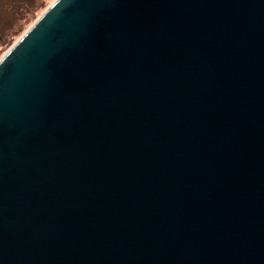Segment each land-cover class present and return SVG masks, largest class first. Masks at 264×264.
I'll use <instances>...</instances> for the list:
<instances>
[{"label": "water", "instance_id": "95a60500", "mask_svg": "<svg viewBox=\"0 0 264 264\" xmlns=\"http://www.w3.org/2000/svg\"><path fill=\"white\" fill-rule=\"evenodd\" d=\"M0 264H264V0H53L0 58Z\"/></svg>", "mask_w": 264, "mask_h": 264}, {"label": "trees", "instance_id": "16d2710c", "mask_svg": "<svg viewBox=\"0 0 264 264\" xmlns=\"http://www.w3.org/2000/svg\"><path fill=\"white\" fill-rule=\"evenodd\" d=\"M53 0H0V58Z\"/></svg>", "mask_w": 264, "mask_h": 264}]
</instances>
